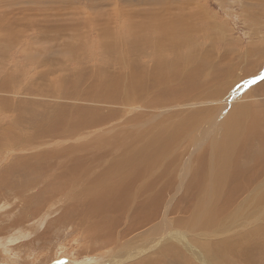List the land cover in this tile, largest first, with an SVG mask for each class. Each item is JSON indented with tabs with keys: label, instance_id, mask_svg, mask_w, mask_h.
<instances>
[{
	"label": "rangeland",
	"instance_id": "1",
	"mask_svg": "<svg viewBox=\"0 0 264 264\" xmlns=\"http://www.w3.org/2000/svg\"><path fill=\"white\" fill-rule=\"evenodd\" d=\"M251 112L264 116V0H0V264H162L166 243L196 259L197 242L244 224L252 245L264 123L241 134Z\"/></svg>",
	"mask_w": 264,
	"mask_h": 264
},
{
	"label": "bare ground",
	"instance_id": "2",
	"mask_svg": "<svg viewBox=\"0 0 264 264\" xmlns=\"http://www.w3.org/2000/svg\"><path fill=\"white\" fill-rule=\"evenodd\" d=\"M148 30H150V29H148ZM101 31V30H100ZM138 31H140V34L138 35L137 34V36H140L142 33H143V30L142 29H139ZM150 31H153V30H150ZM109 32V31H108ZM107 32V33H108ZM101 33V32H100ZM104 33V34H103ZM103 33H101V34H103L105 37H107L106 35H105V31L103 32ZM106 33V34H107ZM153 33H155V32H153ZM69 34V33H68ZM77 34H79V33H77ZM101 34H100V36H101ZM151 34V33H150ZM135 35V34H134ZM62 36V35H61ZM136 36V35H135ZM77 36H73V38H76ZM104 37V38H105ZM109 37V36H108ZM144 37H145V35H144ZM63 38V37H62ZM78 38V37H77ZM106 39V38H105ZM142 39V38H141ZM140 39V40H141ZM109 41V40H108ZM103 44H104V42H103ZM70 45V44H69ZM74 45V44H73ZM102 45V44H101ZM105 45H106V43H105ZM71 46V45H70ZM75 46V45H74ZM102 46H104V45H102ZM76 47V46H75ZM108 47V46H107ZM106 47V48H107ZM104 48V47H103ZM106 48H104V50L106 49ZM71 49H73V48H71ZM108 49V48H107ZM106 49V50H107ZM110 49H112L111 48V46H110ZM103 50V49H102ZM114 50V49H113ZM105 52H107V51H105ZM93 52H91V54H92ZM111 53V52H110ZM114 53V52H113ZM116 53V52H115ZM108 54H109V52H108ZM106 55V54H105ZM104 55V57L105 58H107L106 56ZM153 55V54H152ZM110 56V55H109ZM95 57V56H94ZM93 57V58H94ZM111 57H112V55H111ZM153 62H156L157 60H156V58H155V56L153 55ZM108 59H109V57H108ZM113 59H116L115 57L113 58ZM149 59H151V58H149ZM93 60V59H92ZM103 60V59H102ZM111 59H109V61H110ZM107 61V60H106ZM109 61H107V62H109ZM117 61V60H116ZM106 62V63H107ZM114 62H115V60H114ZM152 62V63H153ZM116 63V62H115ZM108 64V63H107ZM113 64V63H112ZM99 65V64H98ZM106 65V64H105ZM95 66V65H94ZM107 67H110L109 65L107 66ZM142 67V66H141ZM141 67H139V69H141ZM158 67V66H157ZM105 69V68H104ZM142 70H143V67H142ZM204 71H205V67H204V69H203V66H201V67H199V68H197V71L196 72H194L193 73V75H191L190 77H189V79L188 80H192L193 82L191 83V84H194L195 83V86H196V84H198L199 85V87L200 86H202L204 83H205V79H203V78H205V77H203V75H204ZM77 77V76H76ZM141 79V78H140ZM140 79L138 80V81H140ZM67 80H65L64 81V83H67L66 82ZM69 81V80H68ZM98 84L97 83H93V87H96ZM77 87V86H76ZM76 89V88H75ZM252 108V107H251ZM252 110H254L255 111V109H252ZM256 112V111H255ZM248 113H250L249 111H248ZM259 113V112H258ZM21 114V113H20ZM71 114V113H70ZM251 114L253 115H251L252 117H253V121H254V123L253 124H250V126H248L247 128H243V126L241 127V130H240V128H239V126H236L235 128H234V131H232V132H230V134H229V140L226 142V143H224V146H221L220 148H218L219 150V153H220V159H224V160H220V165H219V162H218V166L220 167V171H218L217 173H216V175L214 176V178H213V180H214V182L210 185V186H208V190H209V192H213L214 193V195H215V197H217V195L223 190V182L226 180V174H227V171H225V166H226V162H227V160L230 158V156L231 155H233V154H235V151L237 150L236 149V141H240V138H241V135L239 136V137H237V133H239V130H240V132H241V134L242 133H244V134H246L247 135V137H248V135H249V133L250 132H252L253 130H256L257 128L258 129H260L261 128V126L263 125V123H264V116L263 115H260V117H258V114L257 113H252L251 112ZM22 115V114H21ZM247 115V114H246ZM256 115V117H258V118H261V119H258L257 121H255L254 120V116ZM249 116V115H248ZM251 116H249V119L251 120ZM252 121V122H253ZM247 123V122H246ZM245 127H246V125H245ZM11 128V127H10ZM7 129V128H6ZM9 129V128H8ZM7 133H9V135H10V133L11 132H7ZM11 135H13V133L11 134ZM261 136L262 138H263V142H264V134H262V133H260V134H258V136ZM9 137V136H8ZM11 137V136H10ZM245 137V136H244ZM12 138V137H11ZM8 141V140H7ZM6 141V142H7ZM4 142H5V140H4ZM5 145V144H4ZM9 145H11V144H9ZM16 145V144H15ZM13 146V145H12ZM245 146V145H244ZM1 147H4V146H1ZM7 146L5 145V149H8V148H6ZM22 147V146H21ZM216 148V147H215ZM217 151V152H218ZM244 151V147H241V149L239 150V152H243ZM147 155V154H146ZM247 156V155H246ZM234 157V156H233ZM241 157H243L242 155H241ZM213 159V158H212ZM217 159V158H216ZM238 159H240V157H238ZM214 162V161H213ZM212 162V163H213ZM231 162V161H230ZM251 162V161H250ZM253 163V162H252ZM251 163V164H252ZM213 165V164H212ZM262 165V164H261ZM216 165H214V167H215ZM258 167V166H257ZM210 173V172H209ZM3 175V174H2ZM210 176V175H209ZM1 177V176H0ZM211 178V177H210ZM216 178V179H215ZM1 179V178H0ZM207 179H208V177H207ZM210 182V181H209ZM212 182V181H211ZM264 185V184H263ZM244 191V190H243ZM261 193V192H260ZM242 196H244V194L242 195ZM259 196V195H258ZM247 197V196H246ZM105 198V196L104 195H99L98 197H96V198H94V200L90 203V205H89V209H92L93 207L94 208H101V205L98 203V201H96V200H102V201H105V200H103ZM259 198H260V196H259ZM244 199V198H243ZM248 200V199H247ZM88 202V201H87ZM101 202V201H100ZM243 202V201H242ZM262 204H264V203H262ZM245 205V204H244ZM148 207H150V202H147V203H144V204H142L141 206H140V212H141V215H143V214H146V212H147V209H148ZM33 212H35V210L33 211ZM88 212H89V210H88ZM149 215H151V213L149 214ZM95 216V215H94ZM147 216H148V214H147ZM96 217V216H95ZM147 219H149V216L148 217H146ZM32 219V218H31ZM91 219V218H90ZM191 219V218H190ZM24 220V219H23ZM189 220V219H188ZM214 220H215V218H214ZM236 221V220H235ZM241 221V220H240ZM257 221H258V219H257ZM257 221H256V223H257ZM262 221H264V218L262 219H260V221H259V223L260 222H262ZM209 222V220L208 219H202V223L203 224H207ZM202 223H201V221H200V223L198 224L199 226H200V229H198V230H201V231H203V234H207V232L206 231H204L205 229H204V226L202 225ZM237 223V222H236ZM253 223V222H252ZM103 224H104V222H103ZM247 225H249V224H247ZM233 226V229H232V232H235L236 233V236H233L231 239H229V240H223V241H220V242H215V240L213 239V240H211V241H208L207 239V242L205 243V242H197L196 243V245L201 249V251L200 250H198V252H195L194 253V256L196 257V259H194V258H191V257H189V256H187L186 255V253L184 252V251H182L179 247H177V246H175V245H173V244H171V243H166L165 244V247H163L162 249H161V251L163 252V254L166 256V257H168L169 258V260H167V261H162V264H199L196 260H200V261H203L205 264H207L209 261V263L210 264H264V255H263V242L262 241H260L262 238H263V241H264V235H263V233H264V228H263V230H262V237L261 238H255L254 240H253V242H251L252 243V245H249V239L251 238V236H252V233L257 229V228H255V229H253V230H249V231H247V232H241L240 231V233H239V235L237 234L238 232H237V230H239V228H243V227H245L246 226V224H244V225H232ZM103 227V225H99V229H101ZM224 227V226H223ZM112 228V227H111ZM157 229V228H156ZM248 230V229H247ZM132 231H134V230H132ZM220 231V230H219ZM228 231V230H227ZM230 231V230H229ZM216 232L217 231H211V233H209V236L210 235H216ZM165 233V232H164ZM175 233H177V232H175ZM200 233V232H199ZM175 235V234H174ZM177 235V234H176ZM201 235V234H200ZM173 236V235H172ZM205 236V235H204ZM179 237H180V235H179ZM184 238H185V236H183ZM96 238H98V237H96ZM178 238V237H177ZM176 238V239H177ZM206 238H208V236H206ZM209 239V238H208ZM173 240V239H172ZM260 241L261 243H259V242H256V241ZM255 241V242H254ZM185 242V241H184ZM187 242V241H186ZM191 242V241H190ZM93 243H94V241H93ZM96 243V242H95ZM98 243V242H97ZM96 243V244H97ZM244 244H246L248 247H249V250H247L246 248H245V246H244ZM227 249H230V250H232V255H227L228 256V258H229V260H227L228 262H230V263H228V262H225L222 258H220V257H218L216 254H219V251L220 250H223V251H225V250H227ZM188 251V250H187ZM188 252H191V251H188ZM191 256H193V255H191ZM175 257H181L183 260H182V262L181 263H177V262H175L174 260H173V258H175ZM204 257H205V259H204ZM137 264H146V260H141V261H139Z\"/></svg>",
	"mask_w": 264,
	"mask_h": 264
}]
</instances>
